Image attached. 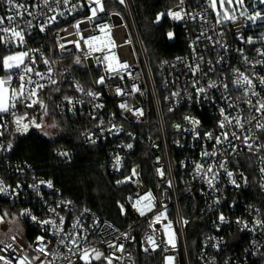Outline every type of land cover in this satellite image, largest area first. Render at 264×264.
Returning a JSON list of instances; mask_svg holds the SVG:
<instances>
[{"label":"built area","instance_id":"2783aa9c","mask_svg":"<svg viewBox=\"0 0 264 264\" xmlns=\"http://www.w3.org/2000/svg\"><path fill=\"white\" fill-rule=\"evenodd\" d=\"M101 2L103 11L93 0H14L15 9L0 0V17H15L0 27L23 34L21 41L0 32V61L28 54L20 68L0 63V79L11 77L3 85L8 98L25 77L20 101L0 113V198L34 233L29 243H0V264H138L139 253L155 264H257L264 255V129L258 127L264 110L257 111L264 103V43H248L252 15L227 6L228 19L218 1L213 8L210 0H177L166 13L181 18L164 16L183 31L186 51L160 62L156 81L130 1ZM25 65L32 71L25 73ZM58 74L71 94L57 101V113L87 119L83 146H106L121 196L118 223L79 207L30 164L11 158L10 137L31 131L22 111L38 105ZM74 154L60 147L55 157L67 163Z\"/></svg>","mask_w":264,"mask_h":264},{"label":"trees","instance_id":"16d2710c","mask_svg":"<svg viewBox=\"0 0 264 264\" xmlns=\"http://www.w3.org/2000/svg\"><path fill=\"white\" fill-rule=\"evenodd\" d=\"M129 1L149 67L154 79L158 81L159 63L186 51L183 31L172 29L167 18L160 15L170 10L177 0ZM169 33L173 34V39H170ZM69 94L71 90L60 85V74L56 76L55 83L40 92V101L35 106L37 119L51 116L60 134L52 139L32 130L26 135L13 134L10 137L13 144L11 158L30 164L38 174L52 181L63 196L72 199L79 207H89L102 218L118 223L117 203L121 196L108 170L106 146H83L81 138L89 126L87 119L60 115L56 111L60 97ZM60 147L75 149L72 160L62 163L55 157ZM10 208L17 212L15 206L0 198V213ZM23 227L24 238L29 243L34 233L24 222ZM138 264L155 263L153 258L139 253ZM257 264H264V255L258 258Z\"/></svg>","mask_w":264,"mask_h":264},{"label":"snow or ice","instance_id":"6c2138e0","mask_svg":"<svg viewBox=\"0 0 264 264\" xmlns=\"http://www.w3.org/2000/svg\"><path fill=\"white\" fill-rule=\"evenodd\" d=\"M120 2L123 3L124 0H120ZM232 2H233V0H219L220 7L221 8H224L225 3L231 5ZM7 3L10 6V8H13V9L20 7V5H17V4L14 3V0H7ZM64 3H68V0H64ZM94 3L99 6V8H100L101 11L104 10L103 4H102L101 0H94ZM237 3L242 4L243 3V0H237ZM259 3L264 4V0H259ZM210 6L213 7V8H215V6H216V0H210ZM92 14H93V16L96 15V8H92ZM224 14H225L226 18H228V19H231L232 18V17H230V16L227 15V10H225V13ZM160 15L161 16H163V15H171L174 19H180L181 18L180 17V14L178 12H176V13L169 12V13H166V14L165 13H162ZM218 15H219V13H218ZM258 17H261V13L260 12H257L255 16H250L248 18L250 20H253L254 21ZM5 19H7L11 23V22L14 21L15 17L14 16L0 17V25H3ZM157 19L159 20L160 19V16H158ZM77 27H78V25H77ZM0 32H4V33L11 32L13 36H15V37L19 38L21 41H23V34H22V32L21 31H17L15 28L0 27ZM171 35L172 34L169 33V36H171ZM91 39H96V38L95 37H92ZM251 42L252 41L249 38L248 43H251ZM27 55L28 54L26 52H24V53H19L18 55L5 56V57H3V60L0 61V63L3 64V66H4V68L6 70H10L12 68H20L21 65L24 64V57H26ZM262 55H264V53H262ZM10 61H16V63H9ZM31 71H32V69L29 68V67H27V65L24 66V72L25 73L31 72ZM36 75H40V73H36ZM241 75L243 76V74H241ZM243 78H244V81L248 85H250V86L252 85V81L251 80H249L247 77H243ZM18 79L22 82L21 83V87H20V89H11L10 90L11 91V95H10V97L8 99H5L3 85L6 84V83H8V82H10L11 77H9V79L7 81L0 79V113H9L10 108H14L15 105H16V103H18L20 101V97H22L24 95V85H23V82L25 80V77H24V75H20L18 77ZM100 82L102 83L103 80H101ZM27 83L28 84H31L33 82L29 78L27 80ZM260 83L262 85H264V78H261L260 79ZM210 86H212V85H210ZM37 87L43 88L44 86L43 85H40V84H37ZM117 91L119 92V89H117ZM199 91H204V89H199ZM88 94L89 95H93L92 93H88ZM29 95L30 96L36 95L35 89H32L30 91ZM253 95H259V94L253 92ZM35 102L36 101H33V103H35ZM28 106L31 107V105H28ZM121 107H124V105H121ZM260 110H264V103H260L259 104V108H257V111H260ZM221 113L223 114V109H221ZM224 119L225 120H228V117L225 116ZM253 119H254V117H253ZM229 122L231 123V121H229ZM16 123H17V125H19L20 124V119H17ZM193 123L194 124L195 123H198V121H193ZM236 123L240 127H243V125L240 124L239 119H237ZM224 126L225 125H224V123L222 121L220 123V127L221 128H224ZM23 127L26 129L27 128V125H24ZM258 127H260L261 129H264V124H260V125H258ZM208 135L211 137L212 134L209 133ZM222 135L224 137V140H227L228 139V133L225 132V133H222ZM232 136H234L237 139L240 138L239 136L236 135L235 132L232 133ZM248 139H249V137H244L245 142ZM221 142L222 141H221L220 137H216V143H221ZM128 147H131V145H128ZM248 147L251 148L252 145L249 144ZM204 155H210V154L209 153H204ZM211 155H215V153H211ZM199 167H200V165H197V168H199ZM220 167H223V164H221ZM208 171L209 172L212 171L211 167H209ZM262 171H264V169H262ZM227 174H228L229 177H231L233 175L231 172H228ZM232 183L235 184L236 183L235 180H233ZM211 184H212V180H209V185L211 186ZM49 186H51V185L49 184ZM237 187H239V185H237ZM3 190L4 189L0 188V191H3ZM137 203H139V201ZM141 214L143 215L144 213L141 212ZM33 219H35V217H33ZM156 219L159 220V217H157ZM220 219H221V221H223L224 220V217L221 216ZM45 223H49V221H45ZM257 223H259V222H257ZM74 227H75V225H74ZM149 240H151V237H149ZM72 242L75 243V240L73 239ZM153 246H155L154 243H153ZM8 247H10V245H8ZM118 250L122 251L123 250L122 249V246L119 247ZM40 251L41 252H44V247H41L40 248ZM101 255H102L101 253H97L96 254V259H99ZM87 258H88V252L85 251L83 253V255L81 256V259H84V260L87 261ZM0 259H3V257H0ZM37 259H39V257H37ZM5 264H8V262H5ZM21 264H23V261H21ZM109 264H111V261H109Z\"/></svg>","mask_w":264,"mask_h":264},{"label":"rangeland","instance_id":"374dc122","mask_svg":"<svg viewBox=\"0 0 264 264\" xmlns=\"http://www.w3.org/2000/svg\"><path fill=\"white\" fill-rule=\"evenodd\" d=\"M217 1L219 2V0H216V6ZM227 6H230L232 10L237 6L239 9L249 12L252 16H255L257 12L261 13V17L254 20L251 26L252 32L249 38L252 41L251 44L264 43V4L259 3V0H243L242 4L237 3V0H233L231 5L225 3L224 8L220 7L221 11L225 13V10H227V14H229L230 11ZM173 37L172 34L170 39H173ZM4 96L5 99H8V93L4 92ZM36 112L35 106L26 109L23 113L22 124L27 125L28 130L36 131L46 138H56L60 134V129L53 118L47 115L38 120ZM24 233L23 222L18 217L17 212H13V209L10 208L5 210L3 214L0 213V243L8 239H15L21 243Z\"/></svg>","mask_w":264,"mask_h":264}]
</instances>
